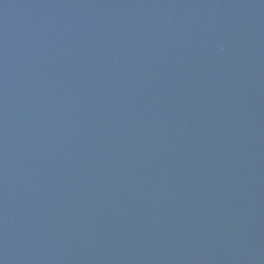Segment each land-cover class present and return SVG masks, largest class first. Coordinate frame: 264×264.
I'll list each match as a JSON object with an SVG mask.
<instances>
[{"label":"water","instance_id":"1","mask_svg":"<svg viewBox=\"0 0 264 264\" xmlns=\"http://www.w3.org/2000/svg\"><path fill=\"white\" fill-rule=\"evenodd\" d=\"M0 264H264V0H0Z\"/></svg>","mask_w":264,"mask_h":264}]
</instances>
